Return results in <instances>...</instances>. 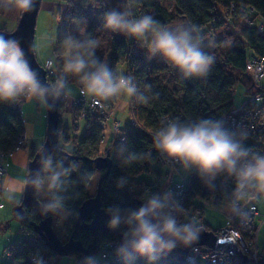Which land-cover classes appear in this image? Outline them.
Segmentation results:
<instances>
[{"label": "clouds", "instance_id": "9594fccd", "mask_svg": "<svg viewBox=\"0 0 264 264\" xmlns=\"http://www.w3.org/2000/svg\"><path fill=\"white\" fill-rule=\"evenodd\" d=\"M132 2L121 0L117 7L107 10L103 15V27L141 42L149 58L159 57L171 63L182 79L208 75L215 58L204 50L203 37L197 27L177 24L169 28L161 26L151 15L137 18ZM35 4L36 0H0V12L27 13ZM62 44L65 51L60 54V67L57 68L55 61L49 64L57 73L56 79L43 83L19 42L0 34V103L35 99L52 109L56 101L69 94L70 77L83 92L100 100L108 101L127 94L140 103H147L148 97L138 91L131 76L113 71L97 56L99 41L96 38L86 35L78 39L69 34ZM246 139L243 126L229 130L223 120H170L162 123L154 133L153 144L163 159L178 164L187 173H195L205 187L215 189V182L221 177L223 182L231 180L234 187L227 198L232 209L239 211L240 202L251 194H264V154L246 147ZM118 151L124 166L148 155L128 151L124 144ZM77 167L75 164L65 166L64 161L44 155L40 167L28 175L0 180V192L9 202L19 203L17 197L31 189L39 198L42 215L63 219L69 215L64 194L71 172ZM127 183V177H119L116 187L122 189ZM104 211L109 216L106 227L120 232L121 241L114 254L122 264H137L138 260H143L144 264H158L177 246L193 243L200 231L196 221L182 219L183 208L170 190L145 192L137 208L112 205ZM39 261L44 264L42 257ZM80 264H99V258L88 255Z\"/></svg>", "mask_w": 264, "mask_h": 264}, {"label": "trees", "instance_id": "16d2710c", "mask_svg": "<svg viewBox=\"0 0 264 264\" xmlns=\"http://www.w3.org/2000/svg\"><path fill=\"white\" fill-rule=\"evenodd\" d=\"M67 4V21L56 37L55 48L53 50V60L57 68L60 67V54L65 49L62 41L66 35H72L78 39H83L86 35L93 37L94 27H90L83 35L73 33L76 24H82L85 15L87 0H60ZM102 7V20L104 13L109 10L106 0H96ZM174 6V11L168 6H164L156 0H133L131 3L134 15L139 18L143 15L153 16L161 26L169 27L176 18L181 15L188 25L198 28L203 37L204 50L213 56V53L205 44L207 37L227 27H234L238 22V27L234 31V39L226 50L223 60L214 59V63L208 75L204 78L182 79L179 71L169 62L160 63L150 67L147 48L134 38L114 33L105 29L108 36V47L105 52L96 50L97 56L105 61L109 68L117 72V67L124 64L126 72L130 74L137 85L138 91L148 97L147 103H140L135 97H131L130 111L136 126L128 125L130 129L124 131V142H117L114 151L111 148L103 149L104 131L102 127L103 119L100 116H88L85 119L86 127L82 136L71 139L66 133L67 128H63L60 121L59 130L62 129L64 142L71 144L72 150L60 147L70 155L86 157L82 161L83 175L77 177L71 172L69 177V187L66 196L65 206L72 209L69 229L70 234L74 232L78 210L82 203L90 195L88 184L95 172L93 160L100 156H105L108 152L112 154L114 165L110 174L102 183V204L106 209L112 205H119L122 208H134L131 206L137 200L135 189L146 180L158 177L162 174L160 170L159 155L153 144L154 133L161 127L162 123L170 120L199 121L201 119L223 120L233 112H239L248 108H255L258 99L263 94V87L253 82L247 72V59L251 56L264 57V31L259 32V27L264 28V0H169ZM3 12H0L2 14ZM225 17H229L226 19ZM249 20V22L246 21ZM257 19L260 21L257 23ZM74 24V25H73ZM0 31H6L1 26ZM214 57V56H213ZM163 73H170L174 86L161 77ZM76 84V81L72 78ZM241 84L246 90V94L251 96L243 103L241 108L233 111L235 88ZM115 99H113V106ZM62 105L60 104V110ZM78 107L75 114L78 113ZM61 115V114H60ZM61 117V116H60ZM61 119V118H60ZM169 119V120H168ZM225 124V123H224ZM25 120L16 107L11 103H0V150L11 151L21 137H25ZM230 130L229 127L225 125ZM61 134V131H60ZM71 140V142L69 141ZM60 142V141H59ZM124 144L128 151L148 154L145 159L139 160L130 166L121 163L122 157L118 147ZM37 151L32 150L30 158L33 159ZM126 154V153H125ZM54 160L64 161L65 166L69 162L63 153L52 155ZM68 159V158H67ZM69 160V159H68ZM70 161V160H69ZM74 161V160H73ZM102 174V173H101ZM146 175V178H140ZM119 177H127L128 183L124 188H117L116 181ZM86 178V179H85ZM190 187L187 192V205L192 206L197 197L202 195L204 184L196 174L189 177ZM26 216L30 222L38 223L41 215L32 207L26 208ZM71 223V224H70ZM28 229L29 224L22 223ZM200 227V226H199ZM119 231L101 232L97 237V249L90 255L99 257L100 245L106 241H118ZM87 247L95 238L90 231L79 230L75 236ZM15 247V246H14ZM30 249L22 246L14 249V255L10 260L2 261L0 264H32L28 261ZM48 248V256L55 255ZM76 256V264L86 255L73 253ZM102 264H122L121 261H103ZM137 264H144L143 260H138ZM158 264H188L179 262L163 256ZM264 264V263H263Z\"/></svg>", "mask_w": 264, "mask_h": 264}, {"label": "built area", "instance_id": "2783aa9c", "mask_svg": "<svg viewBox=\"0 0 264 264\" xmlns=\"http://www.w3.org/2000/svg\"><path fill=\"white\" fill-rule=\"evenodd\" d=\"M229 19V17H225ZM249 22L248 19H246ZM264 28L259 27V32L263 33ZM52 61H48L47 69L48 74L53 77L54 73L49 64ZM247 72L252 78L253 82L258 83L264 77V57L251 56L247 59ZM126 76H131L127 74ZM78 87L79 96L72 98L74 106L81 108V113L78 119H86L88 116H100L103 119L102 127H107V122L114 119L112 123V129L117 133V142H124V134L121 132V122L114 118L115 109L113 106V98L108 101L100 100L99 98L93 97L81 90V87L76 82ZM63 97V96H62ZM61 97V98H62ZM70 99L69 94L64 98ZM63 100V99H62ZM60 99V103H62ZM27 99L21 98L17 103H11L17 108L18 112L23 116V109L27 104ZM258 105L255 108H248L239 112H233L228 114L224 118V123L230 130L237 128V126H243V130L247 135V139L244 141L246 147L250 148L254 152L264 154V88L263 94L258 99ZM129 125L136 126V122L133 118ZM169 120V119H168ZM78 124V121L75 122ZM105 139V136H104ZM28 139L21 137L15 147L8 152L0 150V180L6 179L9 174V159L16 151L20 150ZM159 163L162 166L174 169L180 176V180L168 186L173 197L182 206L184 215L182 219L194 220L198 217H203L205 220V213L208 209H216L221 211L223 205L229 207V212L226 214L227 224L226 226L219 229H212L210 227L207 230L213 231L218 238H221L213 248L202 245L193 247L187 255L186 261L188 264H199V260L205 261V264H242L239 251L249 257L250 264H263L264 253L259 254L258 249V233L259 227L256 225V219L259 215L258 206L256 200L260 197V193H253L249 198L240 202L239 211L233 210L229 204L227 198L231 192L234 184L231 180L223 182V177L218 178L215 182L217 187L210 189L203 186L202 195L197 197L195 204L192 206L187 205V192L190 187L188 178H185L183 174L178 170L179 165L171 161H166L159 155ZM154 179H148L143 184L136 187L135 192L137 200L141 201V197L144 196L145 192H160L163 193L164 189ZM5 194L0 192V208L5 206L4 196ZM206 223V222H205ZM24 243H27V247L30 249L28 261L32 264H40V257L43 258L44 264L47 263L45 259V248L44 241L37 236L34 229L26 230L23 228L22 237L16 245H10L8 249L2 254V260H10L14 255V249L22 247ZM120 241H106L102 243L99 250V264L103 261H120V259L114 254L115 249ZM15 246V247H14ZM34 257H36L34 259Z\"/></svg>", "mask_w": 264, "mask_h": 264}, {"label": "rangeland", "instance_id": "374dc122", "mask_svg": "<svg viewBox=\"0 0 264 264\" xmlns=\"http://www.w3.org/2000/svg\"><path fill=\"white\" fill-rule=\"evenodd\" d=\"M78 1V0H77ZM159 3L163 4L164 6H168L171 8V10L174 11V6L172 2L169 0H156ZM87 4L85 6V15L82 20V24L77 26V24L74 27H71L73 29V33L77 35H83L90 27H94V33L93 37L96 38L99 41V47L97 50L100 52H105L108 47V36L105 32V30L102 27L103 20H102V7L100 6V3L96 0H87ZM68 7L67 4L64 2H61L60 0H42L41 5L39 8L38 16H37V21H36V29H35V53L37 60L39 64L46 70L48 71L47 64L48 61H54L53 60V50L55 48V42H56V37L59 34L62 25L66 23L68 20ZM22 13L20 14V17L18 19V22L21 18ZM13 12H3L0 14V27L3 26L6 28L7 32H13L18 23L13 20ZM260 22L257 19V23ZM177 24H185L188 25L186 20L181 16V15H176L175 21L169 26V28L174 27ZM74 25V24H73ZM238 27V22L234 25V27H227V28H222L218 30L214 36L210 35L207 37L206 44L205 46L210 49V51L213 53V56L215 59L218 61L223 60V56L228 49V47L231 45L233 39H234V31ZM147 57L149 61L150 67H154L159 65L160 63H163L164 60L160 59L159 57L157 58H149V54L147 52ZM53 71V68H52ZM117 72L120 73H125L126 72V67L124 64H120L117 67ZM53 77H51L48 72H47V78L49 82H52L56 79L57 73L54 72ZM161 77L168 83L170 86H174L173 79L170 73H163L161 74ZM260 86L264 88V77L260 81ZM68 89H69V94L70 96L73 97H78L79 96V91L77 85L72 81V78H69V83H68ZM251 96L246 94V90L241 84H238L235 88V95H234V106H233V111H237L241 108L243 103L247 101ZM63 99V100H62ZM62 105L60 114H61V122L63 125V128H67L66 133L69 134L71 139H74L76 137H80L84 134L85 132V127H86V122L84 119H78L79 115L81 113V108L78 109L77 115L75 114V109H77V106H74L72 103L71 98L67 99L64 96L61 98ZM130 102H131V97L128 96L127 94H121L116 97L115 103H114V108H115V116L114 118L117 119L118 121L121 122V132L120 134H124V131L129 128V123L132 120V114L130 111ZM31 107V108H30ZM33 111H38L40 113H45V116L43 118L44 121V129H43V135H44V140H45V131H46V125H47V118H46V106L42 105L39 101L32 99L27 101L26 107L23 109V116L24 120L26 121V124L28 126L32 124L31 122H34V118L31 117L29 114L26 113L28 109ZM78 121V124L76 125L75 122ZM114 119H111L110 121L107 122V127L103 128L104 135H105V141L103 145V149H108L109 147L111 148V152L114 151V146L116 143V138H117V133L112 129V123ZM60 142H59V147H64L67 149V151L72 150V142L71 144L65 143L64 138H63V132L62 129L60 130ZM43 140V143H44ZM40 145V149L37 150L39 152L43 146ZM29 142L25 143L23 147L20 150V154L17 155V158L21 156L23 153H26L23 162L21 161H15L13 158L10 160L11 165L9 168V176L13 177H23L28 175V166L30 163V158L29 155L32 151L31 147H27ZM112 157V154H111ZM65 161L75 164L78 167L76 170L72 171L73 174H75L77 177H81L83 175V169H82V161H69L67 158H65ZM21 162V163H20ZM13 164V165H12ZM94 165V164H93ZM175 176H173V180L178 181L180 180L179 174H177V170L174 172V169L170 168ZM160 170L163 171L165 174L167 172V169L165 166H161ZM178 170L183 174L185 178H188L195 173H187L185 172L180 166L178 167ZM101 172L95 170L93 176L90 179V182L88 184V193L90 197L94 196L96 194L97 190V185L99 182V179L101 177ZM146 175H142L140 178H146ZM7 178V177H6ZM163 191H168V186H163L161 185ZM22 195H19V198H21ZM250 197V196H249ZM248 197V198H249ZM18 198V200H19ZM251 198V197H250ZM39 199V198H38ZM18 203L15 202H5V209L3 210V215H4V220L9 221L10 225L12 226L11 229H7L6 231H9V235L14 239L15 233H18L19 237L21 239L22 237V231L23 228L25 229L26 227L21 225L20 230L18 232L13 231V227H16L17 222L14 220V208ZM256 204L259 205V207L264 206V194L260 193V197L258 200H256ZM227 205H223L221 211L223 212V209L226 210V214L230 213ZM69 215L66 218L61 219L59 216H54L53 215V228L58 235V237L66 242L69 240L71 234H70V228L71 226L69 225L70 218L72 217V209L69 207H66ZM219 210H214V209H208L206 210V221H204L203 217H198L194 219V221L197 222L198 226L203 227V228H212V229H219L227 224V219H226V214L219 213L221 212ZM206 222V223H205ZM71 224V223H70ZM257 226L259 227V233H258V249H259V254L264 253V223L261 224V221L256 222ZM199 227V228H200ZM33 229V228H31ZM26 228V230H31ZM37 234V233H36ZM17 236V235H15ZM38 237H40L37 234ZM1 237V234H0ZM41 238V237H40ZM19 239V241H20ZM42 239V238H41ZM1 240V238H0ZM43 240V239H42ZM45 243V242H44ZM24 246H27V243L23 244ZM46 245V244H45ZM101 247V245H100ZM6 247L5 249H8ZM4 249V243L0 241V262L2 261V254L5 251ZM100 250V249H99ZM45 259L47 261L46 264H76V256L75 255H69V256H61L58 254L52 255L51 257L48 256V247L46 245L45 248ZM199 264H205V261L200 259Z\"/></svg>", "mask_w": 264, "mask_h": 264}, {"label": "water", "instance_id": "95a60500", "mask_svg": "<svg viewBox=\"0 0 264 264\" xmlns=\"http://www.w3.org/2000/svg\"><path fill=\"white\" fill-rule=\"evenodd\" d=\"M42 0H36L35 7L32 11L22 13L16 29L13 32L0 31L6 39H13L19 42V46L24 51L25 56L31 65L32 69L38 73L39 79L43 83H48L47 71L39 64L35 53V29L39 8ZM109 8L117 7L121 0H106ZM51 103V101H49ZM60 101L55 102V107L49 109L46 107V135L45 142L39 152L36 153L34 158L30 161L28 166V174L35 171L40 167L41 159L44 155H54L56 153H63L70 161H84L86 157L70 155L59 147L60 140ZM94 168L101 172L102 175L99 179L96 194L89 197L82 203L78 210V216L75 222L74 232L71 234L68 241H62L56 234L53 228V215H42L39 207V199L34 196L31 189L23 193L22 201L14 208V219L19 223L29 224L35 232L43 239L47 247L54 253L61 256H69L73 253L83 255H90L93 250L97 249V237L101 232H112L106 227V221L109 216L106 214L102 204V183L104 179L110 174L114 165L111 153L108 152L105 156L97 157L93 160ZM141 201L134 200L131 204L132 207H139ZM34 208L40 215L38 223L30 222L26 216V208ZM198 238L187 246H177L167 257L172 260L185 262L188 252L195 246H208L213 248L221 238L211 230L206 228H199ZM79 230L90 231L95 235L94 240L89 246H85L83 242L76 239L75 236ZM119 241H121L120 232L117 233ZM242 264H250L249 257L239 251Z\"/></svg>", "mask_w": 264, "mask_h": 264}, {"label": "crops", "instance_id": "0c3cea01", "mask_svg": "<svg viewBox=\"0 0 264 264\" xmlns=\"http://www.w3.org/2000/svg\"><path fill=\"white\" fill-rule=\"evenodd\" d=\"M20 14L21 13H19V12H13V20L14 21H16L17 23H18V19H19V17H20ZM69 96H70V94H69ZM70 98L72 99V96H70ZM74 98V97H73ZM27 105V104H26ZM26 105H25V107H26ZM115 106V105H114ZM31 108V107H30ZM30 108L28 109V111H26V113L27 114H29L31 117H33L34 118V122H31L33 125H32V127H31V125L30 126H28L27 124H26V121H25V137L28 139V142H29V144H28V146L27 147H31V149L32 150H34V151H37V150H39L40 149V145H42V143H43V140H44V135H43V129H44V121H43V118H44V116H45V113L43 112V113H40V112H38V111H35L34 109H33V111L32 110H30ZM115 109V108H114ZM45 135H46V131H45ZM44 142H45V140H44ZM44 144V143H43ZM21 150V149H20ZM20 150H18V151H16L15 153H13V155L11 156V158L9 159V168H11L10 167V165H11V162H10V160L13 158L15 161H21V162H23V160H24V157H25V155H26V153H23L21 156H19L18 158H17V155H19L20 154ZM31 154V153H30ZM26 158V157H25ZM29 158H30V155H29ZM30 160H32L31 158H30ZM20 162V163H21ZM13 165V164H12ZM166 169H167V172L164 174L163 173V171H162V174L160 175V176H158V177H154V179L160 184V185H163V186H168V185H171V184H173V183H175V180H173V176H175V174L173 173V171L170 169V168H168V167H166ZM7 177H9V175L7 176ZM7 179V178H6ZM5 196V198H4V203L7 201V202H9L7 199H6V195H4ZM17 198H19V196L17 197ZM22 199H23V194H22V196H21V198H19V203L22 201ZM259 199V198H258ZM257 199V200H258ZM256 202V201H255ZM18 203V204H19ZM257 206H258V210H259V215H258V217H257V219H256V222L259 220V221H261V224H263L264 223V206H261V207H259V205L257 204ZM5 207H6V205L3 207V208H0V234H1V240L0 241H2L3 243H4V249L6 248V247H8V246H10V245H16L18 242H19V239L20 238H18L19 237V235H18V233H15V235H17V236H15L14 235V239H12V237L9 235V231L7 232L6 230L7 229H11V225H10V223H9V221H5L4 220V215H3V210L5 209ZM228 208V207H227ZM228 210H229V208H228ZM230 211V210H229ZM223 212L224 213H222V211L221 212H219V213H222V214H226V210H224L223 209ZM206 214L207 213H205V220H206ZM226 216V215H225ZM15 220V219H14ZM16 221V220H15ZM17 222V225H16V227H13V231L14 232H18V230H20V227H21V223H19L18 221H16ZM218 229V228H217ZM3 261V260H2ZM1 261V262H2ZM0 262V263H1Z\"/></svg>", "mask_w": 264, "mask_h": 264}]
</instances>
